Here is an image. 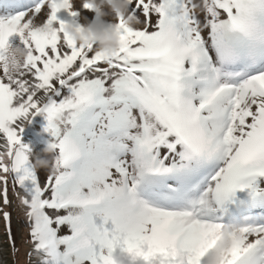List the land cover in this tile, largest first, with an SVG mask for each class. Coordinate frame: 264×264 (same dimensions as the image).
Wrapping results in <instances>:
<instances>
[{"label":"snow or ice","instance_id":"6c2138e0","mask_svg":"<svg viewBox=\"0 0 264 264\" xmlns=\"http://www.w3.org/2000/svg\"><path fill=\"white\" fill-rule=\"evenodd\" d=\"M80 9L96 11L0 0L7 251L19 209L27 264H264V0H128L139 23L116 16L111 53L58 16ZM38 115L55 150L43 180L21 135Z\"/></svg>","mask_w":264,"mask_h":264},{"label":"clouds","instance_id":"9594fccd","mask_svg":"<svg viewBox=\"0 0 264 264\" xmlns=\"http://www.w3.org/2000/svg\"><path fill=\"white\" fill-rule=\"evenodd\" d=\"M85 2L93 5L96 16L95 23H85L83 32H77L75 29L69 27L68 31L72 37L80 43H92L96 50L111 53L120 45L119 31L115 24L111 23L109 27L104 22V17L111 16L113 20L116 16L124 15L126 23L129 27H134L139 23V19L128 12V0H85ZM27 55V50L18 44L12 45L8 50V64L10 72L15 73L18 69L16 65L21 64ZM44 152L51 158H37L35 166L37 168H44L48 171L54 170L55 150L45 147ZM229 241L225 240L222 248H227ZM210 264H215V261H210Z\"/></svg>","mask_w":264,"mask_h":264},{"label":"rangeland","instance_id":"374dc122","mask_svg":"<svg viewBox=\"0 0 264 264\" xmlns=\"http://www.w3.org/2000/svg\"><path fill=\"white\" fill-rule=\"evenodd\" d=\"M33 2L36 3L38 2V0H33ZM77 3H79V0H77ZM58 16L61 19L66 20L68 22H72L74 20L76 23H79L81 25H85V23L96 22L95 12L87 9H80V14L77 15L76 17L70 16L66 11H61L60 13H58ZM103 19L106 25L116 22L115 20H113L111 16H106ZM12 43L13 45L19 43L18 38L15 37L12 38ZM45 124L46 121L44 117L38 115L33 118L32 123L27 125V127H25L24 129V132L21 134L22 142L28 144L34 154L33 155L34 163H36L38 157L48 158V159L51 158L44 152L45 147L52 140V137L43 130ZM37 169L41 180H43L48 170L44 168H37ZM12 227L14 234L16 236L17 246L20 249L19 257L17 258L11 255L7 251V246L4 245V225L2 222H0V245L4 247L3 253H0V259L6 261L7 264H27L26 256H25V253L27 252L29 247V245L26 243L27 230L22 213L20 212L19 209H15L12 212Z\"/></svg>","mask_w":264,"mask_h":264}]
</instances>
